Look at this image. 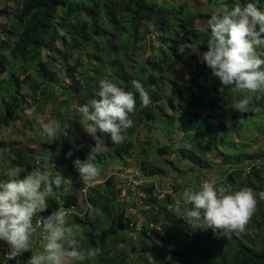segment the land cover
Instances as JSON below:
<instances>
[{"label": "trees", "instance_id": "obj_1", "mask_svg": "<svg viewBox=\"0 0 264 264\" xmlns=\"http://www.w3.org/2000/svg\"><path fill=\"white\" fill-rule=\"evenodd\" d=\"M195 1L202 8H190ZM248 3L264 12V0H3L0 181L14 165L26 169L23 175L39 168L71 179L54 189L40 215L61 207L80 213L69 225L78 226L82 249L101 250L80 264H264L258 195L244 231L223 238L193 230L169 207L172 194L199 190L204 175L233 190L264 191V95L257 93L246 112L235 111L244 93L221 85L201 57L210 38L201 29L216 9ZM102 79L133 92L131 81H140L152 103L142 107L135 94L123 143L97 133L101 179L82 193L73 160H84L96 140L83 130L79 107L98 99ZM38 117L60 122L56 140ZM123 174L141 183L131 188ZM31 243L34 252L9 260L0 241V264H25L39 251L38 241Z\"/></svg>", "mask_w": 264, "mask_h": 264}, {"label": "clouds", "instance_id": "obj_2", "mask_svg": "<svg viewBox=\"0 0 264 264\" xmlns=\"http://www.w3.org/2000/svg\"><path fill=\"white\" fill-rule=\"evenodd\" d=\"M201 30H210L207 51L201 54L203 63L221 85L244 93L232 107L246 112L254 98L259 99L257 93L264 95V12L253 3L231 8L225 4L216 9L207 27ZM131 85L134 92L102 79L98 99L79 107L83 130L96 140L84 160H73L83 185L82 193L101 179V169L95 163L101 148L97 133L107 135L112 144L123 143L127 138L124 133L133 126L129 116L136 111L135 94L138 93L142 107L152 103L140 81L134 79ZM25 112L30 115L32 110L26 108ZM37 119L43 132L56 140L60 122ZM5 151L0 149V155ZM71 155V150L66 153L68 157ZM25 171L24 167L14 165L7 173L8 179L0 181V241L8 245V259L15 260L30 251V241L38 231L44 233L43 250L31 255L25 264H80L99 255V248L83 250L78 226L68 224L70 215L80 214L75 209L61 207L47 216L40 215L49 208L48 197L53 195L54 189H60L65 181L71 183V179L59 171L54 177L46 169L37 168L23 175ZM257 195L264 200V191L257 194L249 187L233 190L231 185L213 177L204 181L199 190L186 187L180 196L172 194L173 203L169 207L193 230L211 229L214 236L223 238L244 231L257 211Z\"/></svg>", "mask_w": 264, "mask_h": 264}, {"label": "rangeland", "instance_id": "obj_3", "mask_svg": "<svg viewBox=\"0 0 264 264\" xmlns=\"http://www.w3.org/2000/svg\"><path fill=\"white\" fill-rule=\"evenodd\" d=\"M2 3H3V0H0V7H1ZM9 5L12 6V3H9ZM189 7H190V8H193V9H195V10H197V9L202 8V5H201L199 2L195 1V2L191 3ZM5 20H7V18H6ZM73 56H75V53H73ZM56 69L59 70L58 67H56ZM52 120H54V119H52ZM157 132H159V130H158ZM203 178H207V175H204L203 177H200L199 180H200L202 183H203L204 181H207V180H202ZM165 184H166V186H169V185H170V180H169L168 177H166ZM68 224H70V217H68ZM32 240H33V241H34V240L38 241V245H37L38 247H37V248H39V249H38L39 251H37L36 254L41 253V252H42V251H41V247H42L43 240L40 239L37 235H36V237H35V236L32 237ZM31 244H32V243H31ZM31 244H30V250H31L32 252H34V248H33L34 246H33V244H32V245H31Z\"/></svg>", "mask_w": 264, "mask_h": 264}, {"label": "built area", "instance_id": "obj_4", "mask_svg": "<svg viewBox=\"0 0 264 264\" xmlns=\"http://www.w3.org/2000/svg\"><path fill=\"white\" fill-rule=\"evenodd\" d=\"M122 176H124L128 180V182L131 185V188H135L136 186H138L141 183L140 181L136 180L133 176H131L129 174H123Z\"/></svg>", "mask_w": 264, "mask_h": 264}, {"label": "water", "instance_id": "obj_5", "mask_svg": "<svg viewBox=\"0 0 264 264\" xmlns=\"http://www.w3.org/2000/svg\"><path fill=\"white\" fill-rule=\"evenodd\" d=\"M166 1H168L173 6H180L185 2H187L188 0H166Z\"/></svg>", "mask_w": 264, "mask_h": 264}]
</instances>
